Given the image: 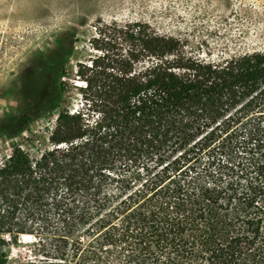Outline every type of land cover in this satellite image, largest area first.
Instances as JSON below:
<instances>
[{
	"label": "trees",
	"instance_id": "1",
	"mask_svg": "<svg viewBox=\"0 0 264 264\" xmlns=\"http://www.w3.org/2000/svg\"><path fill=\"white\" fill-rule=\"evenodd\" d=\"M76 43L36 59L1 125L0 233L33 236L49 264H264V51L202 58L148 24H101L71 111ZM43 115L33 156L15 141Z\"/></svg>",
	"mask_w": 264,
	"mask_h": 264
},
{
	"label": "rangeland",
	"instance_id": "2",
	"mask_svg": "<svg viewBox=\"0 0 264 264\" xmlns=\"http://www.w3.org/2000/svg\"><path fill=\"white\" fill-rule=\"evenodd\" d=\"M137 22L179 39L186 53L202 58L264 51V0H0V128L19 118L34 62L63 36L77 42L61 103L73 111L81 106L79 89L84 86L77 66L99 54L91 43L96 28ZM55 122L56 115L34 118L15 142L36 156L50 147ZM11 153L0 131V165ZM50 256L33 236L16 240L0 233V264H49Z\"/></svg>",
	"mask_w": 264,
	"mask_h": 264
},
{
	"label": "bare ground",
	"instance_id": "3",
	"mask_svg": "<svg viewBox=\"0 0 264 264\" xmlns=\"http://www.w3.org/2000/svg\"><path fill=\"white\" fill-rule=\"evenodd\" d=\"M80 84H82V83H80Z\"/></svg>",
	"mask_w": 264,
	"mask_h": 264
},
{
	"label": "flooded vegetation",
	"instance_id": "4",
	"mask_svg": "<svg viewBox=\"0 0 264 264\" xmlns=\"http://www.w3.org/2000/svg\"><path fill=\"white\" fill-rule=\"evenodd\" d=\"M1 263V262H0Z\"/></svg>",
	"mask_w": 264,
	"mask_h": 264
}]
</instances>
